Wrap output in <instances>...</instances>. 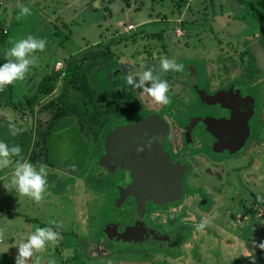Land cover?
<instances>
[{"label": "rangeland", "instance_id": "374dc122", "mask_svg": "<svg viewBox=\"0 0 264 264\" xmlns=\"http://www.w3.org/2000/svg\"><path fill=\"white\" fill-rule=\"evenodd\" d=\"M249 1L251 5L257 1L264 5L263 0ZM6 2L7 0H0V8ZM250 4L248 6L238 0H214L212 6L208 0H24V5L30 8L33 15L40 12L42 17L51 18V27H48L49 23L44 19L40 22L42 32H39L41 34L38 38L45 40L46 44L43 52H35L36 57L33 63L44 73L55 70L61 74L57 90L49 98L54 102L57 101V105L63 106L65 99L59 95L68 93L73 102L76 104L79 102L81 106L82 103H86L88 108L96 102V93L93 88L100 86L102 79L99 76L104 70L97 71L96 65L94 69L97 72L93 73V69L92 75L87 76L86 70L88 71L92 63H89V68L86 69L84 58L87 53L89 56L94 55L93 53H97L98 49L107 50L104 46L98 48L97 45L94 46L97 40L103 41L108 36L121 33L128 24L136 25L133 32L120 34L110 40L112 44H109V50L112 63L106 67L105 73H112L113 70L116 73L119 70L116 68L119 65V57L129 59L134 64L140 63L142 56L130 57L132 50H141L142 53L146 49L145 56L160 55L159 57L172 59L176 63L185 60L192 61V66L197 65L198 68H203L204 72L211 73V76L204 79V83L212 85L214 66L225 69L226 66L235 63L233 56L240 59L241 53L245 50L254 57V60L263 55L264 40L258 38V35L264 28V20L261 16L254 17L250 14L253 8ZM30 21V15L25 16L22 19L21 29L18 28L19 32L24 35L38 32L35 28V30H30ZM179 29L183 34L181 36L177 32ZM1 34L7 35L8 30L0 20ZM136 34L139 38L135 39L136 43L131 44L129 39ZM151 36H153L152 39ZM116 38L124 40L122 45L118 47L114 45ZM4 40L0 43L1 56H4L8 49ZM66 58L67 62L64 61ZM248 59L244 54V61L247 62ZM57 60H62L59 62L62 64L59 69H57ZM64 69L68 72L66 76L63 74ZM123 71L126 72V70ZM85 75L88 79L90 77L88 90H86L90 94L88 99H85L86 93L80 86V81L83 77L85 78ZM105 75L101 76L103 81H107V75ZM21 86L24 89V86ZM63 87L69 92H66ZM20 89L19 86L14 87L13 102L16 103L15 106L19 105L18 108L30 110L25 97L36 90L19 93ZM57 97L59 98L55 99ZM45 100L42 99V101ZM40 108L43 109V107ZM81 110L84 111V106L80 108L78 105V111L73 114L80 116L83 114ZM5 112L8 117L13 118L12 122L17 121L16 125L28 118L22 121V118H19L22 110H16L14 107L7 108ZM43 116L41 114L39 117V121L44 120V124H40L36 135L40 141V149H36L35 157H39L40 150L44 147L46 152L40 157L43 161H48L44 163L45 165H56L57 167L62 165L72 170L83 159L81 144H76L77 142L74 141L76 131L72 130L73 118L66 117L70 124H68L70 131H65L64 135L52 132L47 139L45 130L47 131L48 127L45 123L46 116L42 119ZM29 120L26 121L29 123L25 124L30 130L31 121ZM1 134L9 135L10 139L12 137L8 128L4 129ZM19 134L21 132L15 135L16 138ZM17 142L20 147L24 144L21 140ZM30 162L38 163L32 159ZM235 166L237 170L232 169L233 172L222 173L223 183L219 184L217 181L216 190L212 189V196L217 200L213 203L212 220L207 219L209 225L206 228L210 231L203 230L204 232H197L190 236L184 233L186 238H183L182 251L177 248L170 250L178 263L165 264H250L249 258L244 255L250 251L251 242L258 243L264 240V152L262 151L254 161L249 158L242 159ZM99 173L96 167L85 177H83L84 173L76 171V177L70 179L73 182L68 183L66 188H62L60 185L64 182L62 174L49 169L48 166L45 193L41 201L37 203L27 196L19 195L14 190L10 192L7 186L11 178V167L0 169V238L3 240L0 244V259L2 258L1 251H5L11 244H13L12 255L16 256L17 250L14 249L18 239H26L27 234L33 232L36 227H49L50 225L49 228L59 234L58 239L46 242L45 247L39 251L40 258L36 256L31 263H29L31 261L29 258L27 264H48L46 263L47 258H58L57 255L61 252L52 250L50 253L47 248L61 250L62 245L65 248L61 253L62 259L66 261L70 258V262L74 264H85L86 255L97 256L99 260H105L110 256L111 250L106 253L99 244H95L103 239L104 223L115 220L114 196H110V201L98 198L106 195L103 189L97 186L99 183L96 175ZM258 196L261 198L259 201H257ZM9 213H18V215H12V218H9ZM255 257V264H264V252L255 249ZM121 258L122 261L118 264H130L129 262L139 259L130 256ZM57 260L60 261L61 258ZM140 260L141 264H151L148 260ZM154 263L163 264L161 260H155ZM100 264H115V261H103Z\"/></svg>", "mask_w": 264, "mask_h": 264}, {"label": "flooded vegetation", "instance_id": "af4514ba", "mask_svg": "<svg viewBox=\"0 0 264 264\" xmlns=\"http://www.w3.org/2000/svg\"><path fill=\"white\" fill-rule=\"evenodd\" d=\"M250 7L252 16L264 20V5L257 1ZM258 38L264 40V28ZM262 54L254 60L245 50L225 69L214 66L212 85L204 83L211 73L192 66V61L180 62L183 69L175 74L158 71L160 55L136 54L140 63L133 65L119 57V70H113V76L106 73L107 81L102 78L93 88L97 107L73 118L72 130L83 151L79 170L87 176L94 167L99 169L97 186L106 195L97 197L110 201L114 196L115 220L104 223L103 239L95 243L106 253L112 251L104 262L118 264L130 256L139 258L130 264H141L140 259L178 263L170 250L182 251L184 233L210 231L195 225L212 220L217 200L212 189L217 181L223 183L221 175L237 170L235 164L242 159L254 161L264 152V50ZM142 65L153 67L168 83L166 105L127 85V75L142 71ZM58 124L51 132L70 131L69 126L54 131Z\"/></svg>", "mask_w": 264, "mask_h": 264}, {"label": "clouds", "instance_id": "9594fccd", "mask_svg": "<svg viewBox=\"0 0 264 264\" xmlns=\"http://www.w3.org/2000/svg\"><path fill=\"white\" fill-rule=\"evenodd\" d=\"M18 18L31 15L30 8L24 4H19ZM46 41L28 35L25 38L18 39L11 47L7 49L3 56V63H0V91L7 86L12 85L16 81H22L28 73L30 66L34 63V53L43 52ZM142 71L135 75H127L126 83L131 87L133 92L140 89L151 99L161 105L169 102L168 83L161 79L154 71L153 67L141 66ZM183 65L176 63L174 60L161 57L159 60L158 71L161 73L180 72ZM9 134L17 135L22 131L12 122L9 117L7 125ZM15 158V159H14ZM11 167V178L8 190H14L21 196H27L35 202H40L45 193L47 183V166L43 163L33 164L21 156V148L19 145H8L0 141V169H8ZM257 199H261L259 196ZM209 221L203 219L196 224L197 230H203ZM58 233L49 227H36L33 232L27 235L24 242L17 245V255L14 258V264H27V260L32 257L33 250H40L45 247L46 242L57 239ZM251 249L245 257H248L250 264H255V249L264 252V240L251 242Z\"/></svg>", "mask_w": 264, "mask_h": 264}, {"label": "crops", "instance_id": "0c3cea01", "mask_svg": "<svg viewBox=\"0 0 264 264\" xmlns=\"http://www.w3.org/2000/svg\"><path fill=\"white\" fill-rule=\"evenodd\" d=\"M19 4H24V0H7V2L0 8V20L2 21L3 26L8 30V34L5 36V40H4V42L7 44V47L8 48L11 47L18 39L25 38V37L28 36V35L22 34L18 30V28L21 29L22 24H23L22 19L24 18V17L18 18V14H19V7H18V5ZM43 19H44L45 22L49 23L48 27H51V24H50L51 18L50 17L46 16V18H44V17L41 16L40 12L39 13H36L34 15L31 13V15H30V20H31L30 21L31 22L30 30H35L36 29L38 31L36 33H32V36L38 38V36L41 34V33H39V32H42V29H41V26H40V22H42ZM150 22H152V20ZM150 22H148V23H150ZM148 23H146V24H148ZM125 28L123 29V31L121 33H117V35H113V36H108L107 39H105L103 41L97 40L94 43V46L97 45V48H98V46L100 47V46H102V44H104V43H106L108 41L110 42V40H112V38H115L116 36H118L120 34H123V33H127L128 34L130 32H133V30L128 32V31L125 30ZM15 30H18V32H16L17 34L14 32ZM143 30L141 32H143ZM141 37H144V36H141ZM132 38L133 39H137V38H139V36L136 34V36H133ZM116 39L123 40L122 38H116ZM114 42H117V41H114ZM96 52L97 53H93L94 55H92V56H89L88 55L89 53H87L85 55L86 58H84V60H86V69L89 68L88 67L89 63H92V65H89L90 66V68H89L90 70L89 69H88V71L86 70L87 76L88 75L89 76L92 75V70L94 69V67H96V65H97V67H96L97 68V71L98 70H101V71L104 70L103 72H101L102 73L101 76H103L104 74L107 73V72L105 73L106 67L107 66H110V64L112 63L111 62L112 56L109 53V51H106L105 49H98V50H96ZM135 52H136L137 55L143 56V55L146 54L147 51L144 50L141 53V50H135ZM1 55L2 54L0 52V63L1 62H4L3 56H1ZM131 55H130V57H133V55L132 56ZM35 57L36 56H34V58ZM123 60L125 62H128L129 64H132V65L134 64V62L129 61V59H122V61ZM61 61L62 60H57L56 61V64L59 63V62H61ZM64 61L67 62L68 59L66 58ZM119 61H121V60H119ZM82 65H84V64L82 63ZM116 68L118 69L119 68V65ZM65 70L66 69H64V71H63V74L64 75L68 73ZM97 71H96V69H94L93 73H95ZM46 74L47 73H44L43 71H40V69H39V67L37 65H34L33 64V65L30 66V69H29L28 73H26L24 80H22V81H16V82H14L12 84V86L9 85L3 91H0V100H1L0 101V141H3L4 143H6L8 145H10V142L12 141V144L11 145H15V143L13 141L15 139V137H14V139L12 138V140H11L9 135H3V134H1V132L4 129H7L8 128L7 127V124L9 123V117H8L7 113L5 112L6 109L9 108V107H14L16 110L17 109L19 110V108H18L19 105L16 107L15 106L16 103L13 102V98H14L13 97V95H14V87L15 86H19L21 88L19 90V93L20 92H25V91L26 92L27 91L32 92V91L36 90L38 84L40 83V81L42 80V78ZM87 76L85 75V78L83 77V79L80 81L81 89L83 88V90L86 93L85 99H88V97L90 95L86 91V90H88V84L90 83V81H89L90 80V77L88 79ZM101 76H99V77L102 79ZM93 80L94 79L92 78V81ZM21 85L24 86V89H22V86ZM63 88H64V90L66 92H69L67 88H65V87H63ZM59 97H62V98L65 99L63 106L62 105L61 106L60 105H57V101L54 102V101L51 100V102L46 107H43L42 110L40 108L41 106L38 105V104H36V107H34L33 114H31L30 111H27L25 113L22 111V113H21V115L19 117L20 119L22 118L21 119L22 121L26 117H28L26 121H28L29 119H30L29 121H31L30 122V129L32 127V131H33V133H32V143H31L30 149L28 151V154L30 156L28 155L29 157L28 156L26 157V159L29 162L34 157L33 158V161H37L38 163H43V164L45 162L48 163L47 160L46 161H43L41 159L42 157H40V156H44V154L46 152L44 147L43 148L41 147L42 149L40 150L39 157L36 158L35 155H34L36 149H40L39 148V146H40L39 145L40 144L39 142L40 141H39L38 138H36V135H37V132L40 129V124H44L43 123L44 120H42L41 122L39 121V117H40L41 114L44 115V116H46L45 123H46V126L48 127V129H47V131L45 130V136L47 137V139L49 138L48 136L50 134V130L52 128H54L55 125H57L58 123L66 120V117L67 116L68 117H71V118H75V117L77 118L78 117L77 115L73 114V112L75 113V111H78V105H79L80 108L82 107L81 106V103L78 102V104H76L75 102H73V99L71 97H69V94L68 93H60ZM59 97H57L55 99H58ZM95 97H96V94H95ZM2 98H4V99H2ZM8 98L11 100V101L9 100L10 102L8 101ZM37 107H38V109L36 110ZM73 109H75V110H73ZM64 110H66V111H64ZM81 112L83 113L82 110H81ZM47 114H48V117H47ZM62 115H64V116H62ZM44 116L42 117V119H44ZM16 119H18L17 116H16ZM26 121H24V123ZM43 135H44V133H43ZM21 137H24V135L21 136ZM19 138H20V136H19ZM46 166L47 167L49 166V169H53L57 173L62 174L63 181H64L63 183L60 184L62 186V188H66V186H67L68 183L73 182L70 179L71 178L74 179L76 177V171H80L79 170L80 167L78 165H76L75 167H73L72 170L71 169H68L67 167H62V165L61 166H58V167L56 165L55 166L54 165L53 166L46 165ZM80 172L83 173L82 171H80ZM81 175H83V174H81ZM83 177H85V176H83ZM12 215H18V213H11V214L9 213V216H10L9 218H12ZM9 226H11V225H9ZM49 227H51V225ZM23 237H25V235H23ZM57 239H58V237H57ZM24 240L25 239H22V238L18 239V242L16 243L14 250H17V247H18L17 245H19L20 243L24 242ZM12 245L13 244H11L7 249H5V251H3V250L1 251L2 252V258L0 259V264H14V258H15V256L12 255ZM47 249H48V252H50V253L52 252V250L59 251L61 253L65 250V248H64L63 245L61 246V250H58L57 248H51V247L50 248H47ZM39 251H41V249L40 250H33V255H32V257H30L31 261L29 263H31L33 260H35V257L36 256L38 258H40L39 257L40 256L39 255ZM61 253H59L57 255L58 258H47V257H45V258H47L46 259V263H48V264H50V263H52V264H74V263L70 262V260H69L70 258L67 259L66 261L64 259H62ZM53 255H55V254H53ZM33 257H34V259H33ZM59 258H61L60 261L57 260ZM103 261L104 260H99L97 258V256H88V255H86V259L84 260V263L85 264H92V263L93 264H100V263H103Z\"/></svg>", "mask_w": 264, "mask_h": 264}, {"label": "trees", "instance_id": "16d2710c", "mask_svg": "<svg viewBox=\"0 0 264 264\" xmlns=\"http://www.w3.org/2000/svg\"><path fill=\"white\" fill-rule=\"evenodd\" d=\"M238 1L240 3H244V4L247 3L246 0H238ZM128 4H129V2H128ZM1 33H3V32H1ZM160 35H162V34L160 33ZM5 36L6 35H4V34H1L0 35V43L4 40V37ZM133 36L134 35H132L131 38ZM114 41H120V39H115ZM109 44H110V42L106 46L108 51H110L109 50L110 46H108ZM66 75L67 74H65V76ZM60 76H61L60 72L55 71V70H52L51 72L47 73L42 78V80L40 81V83L38 84V86L36 88V91L33 92L30 95H27L25 97L26 98V104L30 108V110H26V109H23V108H19V109H21L24 113L27 112V111H30V113L33 114L34 107H35L36 104L40 105L41 107H46L51 102V98H49V96H51L52 94H54L56 92V90H57V85H58V81L60 79ZM42 99H46V100L45 101H42ZM82 106H84L85 112H88V111L92 110L93 108L95 109L97 107V104L96 103L92 104L91 105L92 106L91 108L86 107L87 106L86 103H82ZM25 123L28 124V122H25ZM25 123L24 122L21 123V124H18L17 123L18 124L17 125L18 128L22 129L21 134H19L20 138H19V136H18V138H16V136H12L11 137V140H12V138L14 139V137H15V139L13 140L14 143H15V145L18 144L17 140H21V142H24V144L20 147L21 148V156L24 159H26V157L29 155L28 154V151H29L30 146H31V143H32V133H33L32 129L29 130L28 129L29 128L28 125H26ZM68 124H69V122L66 119V120L60 122V124H58V126L55 128L54 131L65 130V127L67 128L70 125V124L69 125ZM23 135H24V137H21ZM33 158H32V160H33ZM259 200H257V201H259Z\"/></svg>", "mask_w": 264, "mask_h": 264}, {"label": "built area", "instance_id": "2783aa9c", "mask_svg": "<svg viewBox=\"0 0 264 264\" xmlns=\"http://www.w3.org/2000/svg\"><path fill=\"white\" fill-rule=\"evenodd\" d=\"M135 29H136V26L133 25V24H129V25L126 26V28H125V30L128 31V32H129V31H132V30H135ZM177 32H178V35H179V36L183 35L181 29H179ZM60 67H62V64L58 63V64H57V69H59ZM2 241H3V240L0 238V244L2 243Z\"/></svg>", "mask_w": 264, "mask_h": 264}, {"label": "water", "instance_id": "95a60500", "mask_svg": "<svg viewBox=\"0 0 264 264\" xmlns=\"http://www.w3.org/2000/svg\"><path fill=\"white\" fill-rule=\"evenodd\" d=\"M210 1V4H211V6H212V4H213V0H209ZM107 154H109V149H107ZM107 156V155H106ZM107 230V226L105 227V231Z\"/></svg>", "mask_w": 264, "mask_h": 264}]
</instances>
